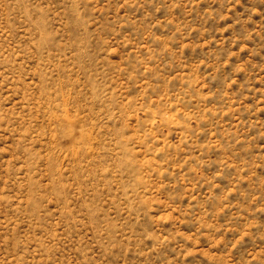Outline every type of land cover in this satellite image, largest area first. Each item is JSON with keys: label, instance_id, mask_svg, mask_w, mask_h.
Returning <instances> with one entry per match:
<instances>
[{"label": "rangeland", "instance_id": "1", "mask_svg": "<svg viewBox=\"0 0 264 264\" xmlns=\"http://www.w3.org/2000/svg\"><path fill=\"white\" fill-rule=\"evenodd\" d=\"M0 264H264V0H0Z\"/></svg>", "mask_w": 264, "mask_h": 264}]
</instances>
